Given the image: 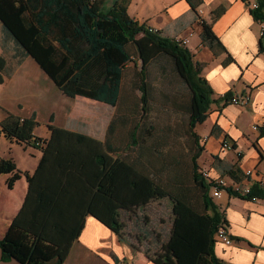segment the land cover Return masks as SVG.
<instances>
[{"label":"trees","instance_id":"16d2710c","mask_svg":"<svg viewBox=\"0 0 264 264\" xmlns=\"http://www.w3.org/2000/svg\"><path fill=\"white\" fill-rule=\"evenodd\" d=\"M130 0H0V31L10 41L16 66L30 58L61 94L72 100L118 105L123 71L127 64L138 67L139 118L128 134L126 149L119 151L110 141L115 121L107 126L103 142L84 134L70 133L48 124L50 136H34L38 126L29 119L8 115L0 122V133L8 141L35 144L42 153L32 175L16 170L11 160L0 159V175H10L11 189L20 175L27 182L23 203L0 239V260L18 264H64L74 241L93 217L122 240L120 212H143L155 201L168 200L171 229L166 240L156 238V249L144 251L153 264H226L215 255L218 228L225 219L209 197L211 183L199 174L198 158L203 152L195 128L204 123L213 93L201 74V64L173 39L150 31L127 13ZM196 15L202 46L213 55L226 49L214 36L210 24L200 20L197 9L202 0H184ZM248 6V0H242ZM249 9L254 22L262 25L259 53L264 52V0H253ZM221 13V11H218ZM133 47L134 56L128 51ZM157 56L173 63L180 81L190 93L188 131L194 140L190 158V184L173 175L162 181L165 169H155L154 151L144 148L137 154L141 126L149 116L147 66ZM7 59L0 56V85L12 75ZM233 62L227 55L224 64ZM225 98L231 97L225 94ZM52 122V117L49 123ZM147 131V130H146ZM143 141V140H142ZM141 141V142H142ZM234 150V145L231 144ZM124 153V158H121ZM145 153V154H144ZM225 175L234 182L245 179L238 167ZM264 199V190L255 182L246 201ZM125 238V237H124Z\"/></svg>","mask_w":264,"mask_h":264},{"label":"crops","instance_id":"0c3cea01","mask_svg":"<svg viewBox=\"0 0 264 264\" xmlns=\"http://www.w3.org/2000/svg\"><path fill=\"white\" fill-rule=\"evenodd\" d=\"M202 1L197 15L200 20L211 25L214 36L233 61L229 64H224L227 57L225 53L217 50L218 53L213 55L208 48L202 46L199 21L184 0H130L127 13L136 23L146 24L165 38L188 39L187 50L196 63L201 64V74L207 80L213 96L204 123L195 128L199 145L203 147L197 160L198 165L208 169L212 177L220 176L228 181L232 180L225 172L235 165L243 175L252 171L251 181L264 182V52H258L262 25L253 21L249 5L242 0ZM248 1L250 4L254 2ZM1 45L0 43V56L6 57ZM29 59L16 66L13 74L4 78L0 85V122L7 114L24 119L34 116L38 125L37 110L43 107L50 113L44 134L39 135L37 127L34 129V136L39 140L49 138L47 125L50 124L57 129L84 134L103 142L104 138L101 139L94 132L85 133L76 129V123L69 121V115L64 120L65 102L55 94L48 98L46 93H42L41 99L34 101L32 105H23L25 96L20 93L21 84L17 76L23 71L27 76V68L37 74V68L39 69ZM11 66L13 65L8 63V67ZM225 94L248 95V104L245 108L223 104L219 98ZM51 117L52 122L49 123ZM253 125L259 128L257 132L252 130ZM224 141L233 144L234 150L222 149ZM41 154L35 144L23 145L8 141L0 133V159L11 160L16 170L22 174L34 173ZM22 174L11 189L6 188L10 175H0V239L25 199L27 182ZM243 181L247 182L245 179ZM214 203L223 214L233 240L230 246L216 243V257L226 264H264V199L246 201L222 193ZM0 264L18 263H3L0 260ZM64 264L153 263L144 255L143 249L129 243L124 236L119 240L93 217H87Z\"/></svg>","mask_w":264,"mask_h":264},{"label":"rangeland","instance_id":"374dc122","mask_svg":"<svg viewBox=\"0 0 264 264\" xmlns=\"http://www.w3.org/2000/svg\"><path fill=\"white\" fill-rule=\"evenodd\" d=\"M1 35L0 31V39ZM9 42L3 39L0 41L1 47L7 55L6 61L13 65L11 68L9 67L10 72L12 69L14 72L17 60L13 56L15 53ZM132 48H128V51L135 58ZM29 60L33 63L31 59ZM139 65L140 63L137 68H134L132 64L126 65L121 82V94L118 105L115 107H109L85 98L72 100L63 96L38 68V74L27 68V76L23 71L17 76V80L21 84L20 93L25 96L24 106L32 105L34 101L41 99L42 93H46L48 98L55 94L65 102L64 120L69 115L71 118L69 121L76 123L75 128L85 133L94 132L103 139L105 128L113 119L115 125L109 142L116 149L124 152L129 141V131L139 118L140 93L137 90ZM13 72L11 73L13 74ZM23 77L25 78L20 80ZM146 80L149 90L150 111L149 116L141 126L144 132L141 133L142 136L139 135L138 151L134 150V153L137 154L144 148L153 150L154 156L151 160L155 169L160 166L165 169L162 174L164 183L169 181L173 175H177L182 177L187 184H190L188 176L191 171L190 158L195 149L194 140L188 131L187 111L190 93L180 81L173 63L162 56H157L148 64ZM49 113L50 111L43 107L37 110V132L39 135L44 134ZM124 156L122 153L120 157L124 158ZM120 216V221L124 226L123 236L129 243L144 251L153 252L156 249V238L160 239V242L165 241L171 229L172 217L168 200L152 202L145 206L143 212H120Z\"/></svg>","mask_w":264,"mask_h":264},{"label":"built area","instance_id":"2783aa9c","mask_svg":"<svg viewBox=\"0 0 264 264\" xmlns=\"http://www.w3.org/2000/svg\"><path fill=\"white\" fill-rule=\"evenodd\" d=\"M256 3L253 2L252 4H249V8L253 9L255 8ZM150 31H155L151 28H149ZM174 42L181 46L182 48H187L188 45V39H181V38H173ZM226 96L223 95L219 98V100L224 104H229V105H234V106H238L241 108H245L248 104L249 101V96L248 95H234L231 96L229 98H225ZM252 130L253 131H258L259 128L256 125L252 126ZM222 149H224L225 151H231V143L227 142H223L221 144ZM200 176L203 177L204 179L207 180L208 184L211 183L213 185V187L211 188V190H209V197L211 200L216 201L218 199H220L222 193L223 194H227L230 196H235V197H239V198H243L245 199L246 196L249 194V191H251V186L252 183L255 181H251L250 180V176L252 175V171H247L244 175L245 180H247V182L245 183V181H242L241 183H237L234 181H228L227 179H225L224 177H220V176H216V177H212L210 174V171L208 169H206L205 167H201L200 168V172H199ZM259 185V188L264 190V182L263 181H258L255 182ZM252 201L256 200L254 198L251 199ZM215 242L216 243H222V245L224 246H230L232 244V239L231 236L227 230L226 225H224L223 223L221 224V226L218 228L216 235L214 236Z\"/></svg>","mask_w":264,"mask_h":264}]
</instances>
